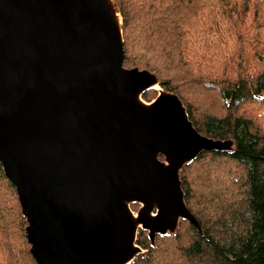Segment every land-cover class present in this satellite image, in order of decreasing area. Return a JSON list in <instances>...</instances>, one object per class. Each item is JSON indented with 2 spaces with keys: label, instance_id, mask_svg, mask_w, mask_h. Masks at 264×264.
<instances>
[{
  "label": "water",
  "instance_id": "95a60500",
  "mask_svg": "<svg viewBox=\"0 0 264 264\" xmlns=\"http://www.w3.org/2000/svg\"><path fill=\"white\" fill-rule=\"evenodd\" d=\"M118 15L114 0H0V163L36 264H129L139 229L200 230L180 171L234 146L200 134L176 93L149 114L127 102L159 83L123 66Z\"/></svg>",
  "mask_w": 264,
  "mask_h": 264
},
{
  "label": "trees",
  "instance_id": "16d2710c",
  "mask_svg": "<svg viewBox=\"0 0 264 264\" xmlns=\"http://www.w3.org/2000/svg\"><path fill=\"white\" fill-rule=\"evenodd\" d=\"M114 2L123 66L146 69L176 93L200 134L234 143L231 151H203L181 170L184 200L200 230L182 220L174 233L151 241L139 229L135 243L143 252L129 264H264V0ZM254 106L256 112L248 109ZM219 174L228 193L195 185V177L206 184ZM26 226L0 163V264H36Z\"/></svg>",
  "mask_w": 264,
  "mask_h": 264
},
{
  "label": "rangeland",
  "instance_id": "374dc122",
  "mask_svg": "<svg viewBox=\"0 0 264 264\" xmlns=\"http://www.w3.org/2000/svg\"><path fill=\"white\" fill-rule=\"evenodd\" d=\"M163 87H161V85H159V87L157 88V89H149V90H147V91H145L142 95H141V99H142V101L143 102H150V101H152V100H154V98L157 96V95H159V93H161V90H163V89H165V88H163ZM167 89H165L164 91H166ZM168 92V91H167ZM173 92V91H172ZM196 94V93H195ZM152 96V97H151ZM197 96V95H196ZM198 97H199V99H198V101H200L199 103H201V101L205 104V106H204V110L202 109V111L203 112H206V113H208V112H210V109H209V107H208V100H207V98H205L204 97V99H203V97H202V95H199L198 94ZM197 97V98H198ZM189 105L191 106V108L193 109L194 108V104L193 103H189ZM184 107H185V109H186V111H188L187 110V107H186V105L184 104ZM248 109L249 110H251V109H254L255 110V112H256V109H255V106L254 107H248ZM258 111V110H257ZM260 111V110H259ZM188 113V112H187ZM260 118H263L262 116H260ZM259 120V122H260V124H261V129L264 131V121H262V119H258ZM164 159V157L163 158H161V160H163ZM218 166H222V163L220 162H218ZM221 170V169H220ZM180 174H181V171H180ZM195 175H197V174H195ZM220 175V174H219ZM222 176L223 175H220V179H219V177L217 176V177H209V176H207V183L205 184L203 181L202 182H200V181H198V180H196V177H195V185H198V186H200V189H203L204 190V186L206 187V188H210L209 189V191H211V190H213V192H215L216 194L218 193V192H220V188H218L217 187V185L218 186H220L221 187V189L224 191V192H226V193H228V190H227V187L224 185V183L222 182ZM180 178H181V175H180ZM225 178H226V176H225ZM212 188V189H211ZM229 189V188H228ZM228 195V194H227ZM130 208H131V210L136 214L138 211H139V209H140V204H138V203H132V204H130ZM147 232V231H146Z\"/></svg>",
  "mask_w": 264,
  "mask_h": 264
},
{
  "label": "bare ground",
  "instance_id": "6f19581e",
  "mask_svg": "<svg viewBox=\"0 0 264 264\" xmlns=\"http://www.w3.org/2000/svg\"><path fill=\"white\" fill-rule=\"evenodd\" d=\"M114 29H115L116 35L118 36V43H119L120 42V32H119L120 31V15L116 16V20L114 22ZM148 87L157 89L159 86L157 85V83L152 82L148 84ZM140 92H141V89L131 91L126 94L125 99L127 100L129 104L141 107L147 114L153 112L154 108H153L152 102L150 103L143 102L142 99L140 98Z\"/></svg>",
  "mask_w": 264,
  "mask_h": 264
},
{
  "label": "flooded vegetation",
  "instance_id": "af4514ba",
  "mask_svg": "<svg viewBox=\"0 0 264 264\" xmlns=\"http://www.w3.org/2000/svg\"><path fill=\"white\" fill-rule=\"evenodd\" d=\"M159 158L161 159V158H163V156H159Z\"/></svg>",
  "mask_w": 264,
  "mask_h": 264
}]
</instances>
